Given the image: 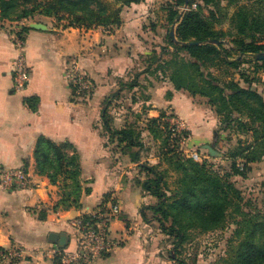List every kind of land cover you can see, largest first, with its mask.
<instances>
[{"label": "trees", "instance_id": "16d2710c", "mask_svg": "<svg viewBox=\"0 0 264 264\" xmlns=\"http://www.w3.org/2000/svg\"><path fill=\"white\" fill-rule=\"evenodd\" d=\"M143 1L119 0L120 7L112 8L105 0H0V26L2 21L31 18L38 11L40 15L53 17L56 21L66 18L64 28L101 27L110 30L122 24L123 6ZM221 1L234 7L232 14L226 17L235 31L229 42L225 40L227 31L216 27L223 22V18L217 16L227 14L223 12L225 6ZM176 5L187 9L183 12L168 10L167 21L175 25V40L168 32L172 50L166 47L162 51L170 54V58L152 56L158 64L153 69L148 66L144 72L155 75L159 71L175 90L207 99L219 117L221 127L236 134L237 146L228 155L230 172L223 174L206 159L196 161L179 149L182 135L188 134L173 132L170 122L165 120L164 110H160L157 117L147 118L145 129L162 147L158 164L164 163L166 168L159 170L158 164H139L146 175L140 181L142 189L158 200L145 208L158 221L161 231L172 236L175 247H180L189 238V231L193 228L206 232L222 225L228 216H232L229 210L233 208L234 213L242 215L235 233L240 234L244 229V235L236 244L229 264H264V220L242 212L241 191L235 181L230 180L233 176L247 177L251 165L264 160V97L253 87L255 76L240 73L236 79L228 70L223 72V76L212 71L213 68H236L242 62L241 54L253 55L250 61L256 67L254 72L264 71V59H256V54L264 52V0H188L187 5L185 0H176ZM29 29V26H23L16 35L24 41V34ZM211 40L218 43H211ZM226 43L231 46L227 48ZM123 85L133 89L138 84L132 80ZM120 92L115 91L114 98ZM167 95L171 96L172 92L168 91ZM149 98L147 96L146 100ZM32 100L29 97L24 102L35 109ZM103 104L102 127L109 144L127 154L132 162H138L140 151L145 149L141 131L133 124L116 128L113 116L108 112L111 103L104 100ZM33 157L36 173L46 177L52 185H59L60 198L51 210L79 207L82 194L90 193L91 189L82 186L80 157L73 144L68 141L56 143L41 135L35 143ZM167 169L180 175L178 186L171 195L167 194ZM46 215L47 211L42 209L38 217L45 220ZM141 216L147 220L145 212L141 211ZM166 221L170 223L168 230ZM171 258L178 264H184L175 256ZM54 264L61 263L54 259Z\"/></svg>", "mask_w": 264, "mask_h": 264}, {"label": "crops", "instance_id": "0c3cea01", "mask_svg": "<svg viewBox=\"0 0 264 264\" xmlns=\"http://www.w3.org/2000/svg\"><path fill=\"white\" fill-rule=\"evenodd\" d=\"M143 3H132L130 9H139ZM124 14L125 10H122L123 22L112 30H102L101 27L64 28L54 24L51 19L36 21L45 24L47 29L30 28L24 34L23 46L30 68V80L20 92L14 90L13 83V62L17 55L14 34L32 22L26 19L25 23L2 21L0 171L3 168L24 167L33 182L31 188L23 190L3 189L0 186V247L19 245L26 250L24 259L14 264H54V259L45 252L53 244L48 241V234L64 232L69 238L67 219L95 207L108 196L121 206L120 216L112 223L113 235L117 239L124 240L128 236L126 230L130 220L139 218L145 226L148 225L141 211L147 214L150 210L145 207L154 205L157 199L142 189L140 178H133V173L137 177L141 169H137V174L130 170H136L135 166H139L140 160L132 162L127 154L109 144L108 135L102 127L103 102L108 97L106 89L112 83L115 85L111 78L122 77L131 65L133 54L129 55L127 50L125 52L123 45L137 41L135 35L129 33L130 29L136 27L125 21ZM124 32L128 33L125 35ZM93 43L99 49V60L93 59ZM97 43L100 45L97 46ZM72 58L78 59L91 82L94 80L96 83L90 96L76 92L64 78V71ZM29 97L34 99L31 103L35 109L24 102ZM169 105L184 119L192 112V108H176L174 99ZM146 106L143 113L147 118L157 117L160 110H164L156 109L151 104ZM113 124L116 128L124 126H116L115 117ZM41 135L56 143L68 141L77 149L83 186L91 189L90 193L82 194L79 207L55 212L50 209L59 200L60 189L59 185L50 184L46 177L35 171L33 151ZM126 157L130 163L127 164L128 168L123 169ZM44 208L47 211L46 219L40 220L38 215ZM130 247L118 244L112 252L93 264H144L140 253ZM155 256L156 253L153 254V262L156 261Z\"/></svg>", "mask_w": 264, "mask_h": 264}, {"label": "rangeland", "instance_id": "374dc122", "mask_svg": "<svg viewBox=\"0 0 264 264\" xmlns=\"http://www.w3.org/2000/svg\"><path fill=\"white\" fill-rule=\"evenodd\" d=\"M244 1L246 0H241V2ZM105 2L112 8H118L121 5L119 0H105ZM221 5L223 7L225 6L223 12H227L228 15H224L225 13H223V16H220L219 14L217 17L220 19L223 18V22L220 23L221 25L217 24L216 27L227 31L228 35L225 36V40L229 42L233 34H235V31L229 25L226 17L228 18L229 15L232 14L234 7L226 6L225 1H221ZM23 6L20 8H23ZM27 6L29 8L32 7L31 4H27ZM131 6L133 5L122 7V10H125V21H127L128 24H134L133 26L136 27V29H130L129 33L135 35L137 41L132 40L123 45V48H126L124 50L125 52L127 50L129 55L133 54L131 65L124 71L122 77L113 76L111 79L114 81L115 85L112 83L113 85L111 84V87L106 89V96H108L106 100L111 103V108L109 109L113 119L115 117L116 126L120 127L123 124H133L138 128L141 131L142 140L145 145V149L140 151V164H158L160 162L158 154L162 147L160 142L153 140L145 129L147 117L146 113H143L145 112L143 109L144 107L147 108V104L155 105L154 108L156 109L163 108L165 110V120L170 122V126H173L172 124L176 122H182L184 124L185 128L182 130L180 129L181 131L176 133L182 134V132H187L188 134V136L182 135L179 143V149L182 150L185 155L190 156L191 152H196L201 156L202 160L206 159L217 168L219 172L223 174L228 171L230 172L231 161L228 159V155L237 146V136L234 134L233 130L230 131L221 127L219 117L208 105L207 99L200 96H192L187 91L183 90H181V92L177 90L174 91L171 82L159 71L155 75L144 72L148 66L152 69L157 66L158 63L152 59V56H157L159 59L170 58V54L166 53V51H162V48L166 47L169 51L172 50L167 34L175 28V25L167 21L168 10L176 9L179 12H183L187 7L177 6L176 0H144L143 5H141L139 9L137 7V9L133 11L130 9ZM41 19H51L54 24H58L61 27L67 24L66 18L62 19L63 21H56L53 17L46 18L40 15L38 11H35L33 16L26 20L36 22ZM20 21H24L25 23V19ZM100 29L103 30L104 28ZM95 43H93V45ZM99 45L100 44L97 46ZM225 46L228 48L231 44L226 43ZM93 49V59L96 58V60H99L101 57L99 49L96 48L95 45ZM236 54L237 53H234L233 56H236ZM239 56H241L240 59L242 62L236 68L232 67L225 69L224 67L220 70L213 68L212 71L217 75L220 74L223 76V72L228 70L236 79L239 78L240 73L255 76L256 80L253 83V87L264 94V71L259 69L254 72L256 67L254 63L250 61L253 55L241 54ZM132 80L138 84L133 89H129L127 86L123 85L124 83L128 84L132 82ZM92 82V88L90 91L82 93L83 96L86 95L87 97L94 93L96 83L94 80ZM99 85L104 87L101 83H99ZM168 90L173 91L172 96L167 95ZM115 91H121L116 98H114L115 95H113ZM147 96L150 97L148 100H146ZM173 99L178 109L183 107L186 109L192 108L189 117H186L187 119H184L182 116V118L179 117L180 115L175 113L174 109H171L170 106L172 105H169V103L173 102ZM204 144L212 145L220 153V156L211 157L207 150L203 149ZM128 160V157H126L122 165L123 169L128 168L129 165L127 164L130 163ZM158 165L160 166L159 170L166 168L164 163ZM251 166V169L247 173V177L233 176L230 180L235 181L236 186L241 191L242 199L240 201V206L242 212L256 217L257 219L264 220V160L256 162ZM135 168L136 170L130 171L136 172L140 167L136 165ZM140 172L141 173H138L137 177H134L133 173L134 180L137 178L144 180L146 178L145 172L142 170H140ZM179 176V173L171 169L166 170L165 180L167 183L168 195H171L172 191L178 186ZM110 198L108 196L103 200H108ZM54 204L55 202L52 206ZM232 209L233 208H230L229 210V214L232 216H228L222 225L211 231L200 232L198 229H191L189 231V238L180 247H175L172 236L161 231L158 221L154 219L155 217L150 211H147L148 225L145 226L139 218L137 220H130L129 227L126 230V235L128 236L124 237V240L117 239V244L128 247L131 246L130 248H132L134 252L137 251L140 253V256L145 262L144 264H178V261L171 258V256L183 260L184 264H229L230 257L235 251L236 244L242 240L244 235V229H241L240 234L235 233L238 228L237 223L241 220L242 215L234 213ZM137 221H140V223L136 224ZM165 226L167 228L166 230H168L170 223L166 221ZM155 253L156 261L153 262V254Z\"/></svg>", "mask_w": 264, "mask_h": 264}, {"label": "built area", "instance_id": "2783aa9c", "mask_svg": "<svg viewBox=\"0 0 264 264\" xmlns=\"http://www.w3.org/2000/svg\"><path fill=\"white\" fill-rule=\"evenodd\" d=\"M17 55L13 62L14 90L22 91L30 80V68L26 62L23 41L14 34ZM64 78L78 93L89 91L92 82L81 68L79 61L73 58L64 71ZM171 126L173 132L184 129L182 122ZM181 129V130H180ZM190 157L202 161L201 156L191 152ZM33 182L24 167L3 168L0 171V186L3 189L23 190L31 188ZM121 213L120 204L110 198L99 202L95 207L67 219L70 228L68 244L61 248L50 244L45 252L61 264H93L113 251L118 245L113 235L112 223ZM26 250L19 245L0 247V264H14L24 259Z\"/></svg>", "mask_w": 264, "mask_h": 264}, {"label": "water", "instance_id": "95a60500", "mask_svg": "<svg viewBox=\"0 0 264 264\" xmlns=\"http://www.w3.org/2000/svg\"><path fill=\"white\" fill-rule=\"evenodd\" d=\"M188 0H185V5H187ZM30 28L39 29V30H46L47 27L45 24L41 22H32L29 24ZM170 36L172 40H175V28L170 31ZM211 43L217 44V40H211ZM256 59L262 60L264 59V52L256 54ZM203 149L207 150L208 154L211 157H218L220 156V153L210 144H204ZM68 234L62 232V233H56V232H50L48 234V241L53 244H57L59 247L63 248L68 244Z\"/></svg>", "mask_w": 264, "mask_h": 264}]
</instances>
